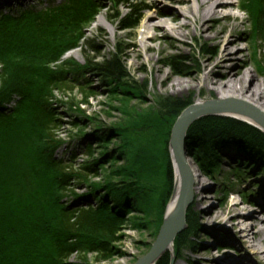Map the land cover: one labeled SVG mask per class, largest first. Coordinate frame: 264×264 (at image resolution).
<instances>
[{
  "label": "trees",
  "instance_id": "16d2710c",
  "mask_svg": "<svg viewBox=\"0 0 264 264\" xmlns=\"http://www.w3.org/2000/svg\"><path fill=\"white\" fill-rule=\"evenodd\" d=\"M244 4L257 35L262 31L264 0H244ZM97 9L94 0H64L46 8L37 5L15 14L0 13V264H61L74 253L107 258L112 255L109 243L124 222L118 213L124 197L126 200L134 196L141 212L153 214L159 210L152 192H157L156 186L150 190L143 185L160 171L154 159L138 156L134 145L140 137L153 143L162 141L161 137L169 134L170 119H176L189 106L182 98L168 96L157 98L154 117L149 112L140 114L132 110L126 113L127 124L113 132V137L122 143L119 154L126 164L111 172L112 177L105 182L109 188L117 186L115 180L132 188L122 187L120 193L113 189L101 192L100 185H93L90 195L95 207L63 201L74 182L98 176L96 162H86L75 170V158L71 156L68 164L65 158L57 157L61 142L52 135L59 124L52 107L57 102L55 95L62 98L79 89L85 101L92 94L85 81L79 82L87 68L74 62H60V58L77 47L83 29L93 21ZM139 20L137 10L132 8L120 24L123 29H135ZM90 43L86 42L93 47ZM118 55L119 52L91 68L120 82L126 74ZM170 65L177 72L188 70L184 59L177 56L171 58ZM73 107L76 105L70 103L68 109ZM197 125L188 129L186 140L194 142L190 148L195 152L193 161L201 164L202 169L205 166V173H211L216 152L209 149L212 139L221 135L217 128L206 132ZM229 126L224 137L235 140L237 147L253 149L250 141L254 137L261 142L252 129L238 124ZM97 136L99 143L106 138L103 134ZM263 148L258 145L256 154L264 157ZM84 155L92 156L90 146ZM111 159L112 162L114 158ZM164 176L169 187L171 166H166ZM156 264H170L169 258L163 255Z\"/></svg>",
  "mask_w": 264,
  "mask_h": 264
},
{
  "label": "rangeland",
  "instance_id": "374dc122",
  "mask_svg": "<svg viewBox=\"0 0 264 264\" xmlns=\"http://www.w3.org/2000/svg\"><path fill=\"white\" fill-rule=\"evenodd\" d=\"M63 1L18 0V2L8 5L7 10L0 11V13L15 14L22 9H31L37 5L46 8L52 4H60ZM233 1L238 8H230L229 13L238 16L240 25L238 30L232 33L233 37L231 39H240L235 51L236 48L244 49L242 53L236 54V57L240 61H246L244 68L253 72L259 80L264 82V12L261 21L262 31L254 35L252 21L248 17L249 14L245 9L247 5L244 4V0ZM94 2L99 6V9H97L93 21L82 31V37L76 47L77 55H64L60 58V62H74L80 67L87 68L84 83L89 86L92 94L85 101H83L79 89L73 90L72 94L68 93L62 98L56 94L55 99L57 102H53L54 105L52 106L57 112L56 118L59 121L58 127L54 129L52 134L56 141L61 142V146L56 151L57 157H64L68 164L71 163V156L75 158L76 165L74 167L77 168L75 170H78L86 162L91 165L96 162L95 170L98 172V176H86L85 182H74L64 195L63 201L68 205L69 203H81L84 208L89 205H94L93 207L97 205L95 200L91 199L93 198L92 195H90L91 187L95 184L100 185L99 191L101 192L113 189L114 192L120 193L123 188L129 190L132 188L131 186L128 188L125 182H118L117 180L114 181L117 186L109 188L110 185L105 182L112 177L111 172L122 168L126 164L123 159L124 156L119 154L122 143L118 138L113 137L116 128L127 124L128 116H126V113H130L132 110L140 114L149 112V116L154 117L156 100L163 96L182 98L183 102H186L189 106L197 103V95L201 93L204 95L211 94V97L203 98L204 102L216 101L215 93L207 88H202L199 78L213 68L209 59L214 57L219 49L218 46H215L216 41L202 35L200 29H196L194 36L187 37L183 42L178 39L164 40L161 38L162 35L158 33L159 40L148 44L155 47L152 57L159 60L158 65L162 67L165 73H169V77L164 81H161L162 78L156 80L155 72L151 71L150 64L140 57H134L138 53L143 55L145 51L138 49V53H133L130 48H123L120 40L123 43L134 42L139 44L145 37V30L141 27V23L144 22L148 14L153 12L155 7L162 10L159 12L161 16H165V12H177L179 10L186 14L189 3L182 5L174 3L173 0H94ZM193 4L195 5V3ZM153 5L154 8H152ZM132 8H135L140 16L137 28L123 29L120 21L124 16L130 14ZM230 23V21L214 20L205 22L203 25L206 27L213 24L214 31L217 32L224 24L230 25ZM174 40L177 41L180 50L169 47V43ZM86 42H91L90 44L93 47H89ZM117 52H119L118 57L124 66L125 79L115 82L104 77L98 70L91 68L110 60ZM174 56L184 59L185 65L188 67L186 72H177L172 68L170 62ZM204 64L207 66L205 69L202 68ZM214 76L219 82L224 78L219 73H215ZM174 79L189 82L191 89L180 93L177 87H172L170 84V81ZM70 103L76 105L73 110L68 109ZM176 119H170L169 134L167 137L162 136V141L153 143L145 137H140L136 139L134 145L138 156L154 159L158 171H160L156 172L157 176L155 178L150 176L151 181L147 185H143L147 189L150 188V190L156 186L157 192L153 190L152 192L156 197L155 202L159 205V212L156 211L153 214L141 212L137 208L134 196H129L126 200L124 197V201L118 207V213L124 222L109 243L112 255L102 259V256L97 257L94 254H72L65 261V264H137L140 259L148 254L157 238L163 221L165 206L172 193L174 173L170 156V137ZM197 123L198 125L201 123L199 126L205 128L206 132L212 128H217L221 136L218 139H212L214 142H212V147L209 149V151L216 152L212 159L211 173H205L203 169L206 167L203 166L202 169L201 164L197 165L193 161V156H189L203 179L202 183L207 185L209 190L206 194L207 202L200 204L196 209L195 201L201 195L192 196V200L184 212V228L175 235L172 250H164L158 257V259L163 255L168 257L171 264H192L193 262L196 264H213L211 262L207 263L209 260L206 259L211 257V253L213 259L222 258L221 247L227 248V251H229L227 252L228 257L231 255L229 254L231 252L229 248L233 247L241 251L242 248L245 250L248 247L246 244L243 245L239 242L228 244L226 233H228V236L236 235L239 237V235L232 228L233 224L224 222V218L219 216V218L215 219L214 217L205 223L201 221V218L223 212L224 208L229 206L232 201L242 202L244 212L256 214L258 219L256 230L262 232L261 238L264 243V208L260 207L261 202L264 204V157L256 154L258 153V145L264 147V133L261 132L262 130L256 129L255 126L247 125L236 119L213 117L212 114L201 115L198 117V121L191 125H197ZM233 124L252 129L261 137V142L257 139L258 137H254L250 141L255 146L253 149L237 147L238 143L236 144L235 140L230 141L229 137H224L227 136L226 132L230 130L229 125ZM198 125L197 128H199ZM189 130L186 132H189ZM97 134L99 136L103 134L104 137L106 135L104 141L97 142ZM248 139H251V137ZM226 140L227 142L230 141L228 145L221 144ZM240 143L243 144V141ZM87 146L92 149L91 157L84 155ZM185 149L188 150L186 143ZM262 151H264V148ZM112 157L114 160L111 162ZM167 165L171 166V184L169 187L166 186L164 176ZM158 191L160 192L158 193ZM209 207L213 211L207 212ZM219 222H223V224L218 227L214 225ZM195 227L198 228L194 229ZM203 227L206 228L203 229ZM212 233H214L213 238L211 237ZM215 233L222 240L226 239V241L224 240L225 246L213 245L216 240L222 242L220 239L215 238ZM252 244L255 245V243ZM255 249V251H259V245L256 244ZM249 256L253 258L251 251ZM158 259L155 260L154 264ZM255 259L252 264H264V254L256 259L258 263L255 262Z\"/></svg>",
  "mask_w": 264,
  "mask_h": 264
},
{
  "label": "bare ground",
  "instance_id": "6f19581e",
  "mask_svg": "<svg viewBox=\"0 0 264 264\" xmlns=\"http://www.w3.org/2000/svg\"><path fill=\"white\" fill-rule=\"evenodd\" d=\"M14 2H18V0H0V11L2 12L3 10H7V8L9 7L8 5L13 4ZM173 2L182 5L189 3L186 14L179 10L177 12L168 11L165 12V16H161V13L159 12H161L162 10L157 9V7L154 8L153 5V12L151 14H148L144 19V22L141 23V27L145 30L144 39L141 40L139 44H136L134 42L123 43L122 40H120L122 43V47L130 48L133 53H138V49H140V51L144 50L145 52L143 55L141 53H138V55H135L134 57H140L144 61L149 63L151 71L155 72V79L158 80L159 78H162L161 81H164L169 77V73H165L162 67L158 65L159 60L152 57L153 53L155 52V47L153 45H149L148 43L157 42L159 40L158 33L162 35L161 38H163L164 40L168 39L171 41V39H178L179 41L183 42V40H185L187 37L194 36L196 29H200L202 35H205L208 39L215 40V46L219 47L217 54L209 59L210 65H213V68L199 78V83L202 85H200L202 88H207L209 91L215 93V102H220L226 105V108H222L223 110L213 111V117L236 119L247 125L255 126L256 129L262 130L261 132L264 133V126H262L257 120L258 116L264 119V82L259 80L253 72L249 71L247 68H244L246 66V61H240L237 59L236 54L242 53L244 49L236 48L235 51V47H237V43L240 39H231L233 37L232 33L238 30L240 20L238 16H233L232 14H230L229 9L238 8L237 4L233 0H173ZM193 3H195V5ZM214 20L221 22L230 21L231 23L230 25L224 24L217 32L214 31L213 24H209L206 27L203 25L205 22H212ZM169 44V47L171 49L180 50V47L177 44L176 40L170 42ZM64 55H77L76 48H72L66 51L62 56ZM206 67V64L202 65V68L205 69ZM215 73H219L221 77H224L223 80L219 82V80L215 79ZM84 75L80 77L79 82L84 81ZM170 84L172 87H177L180 93H184L188 89H191L190 83L183 80L174 79L170 81ZM205 97H211V94H198V101L195 106L200 107L204 106L207 103H210L203 101V98ZM200 111L201 110L199 109L195 113L199 114ZM197 121L198 118L192 121L190 125ZM189 126L183 132L182 157L185 160L184 162L190 176L189 185L191 196L201 195L200 198L195 201L196 209L200 204L207 202L206 194L209 188L207 187V185L202 183L203 179L200 177L201 175L199 174L198 169L195 167L191 159H189V156H193V154L195 153L192 149H190L194 147V142L190 140H188L187 142V140H185L187 137L186 131L190 128ZM185 143L189 151L185 149ZM224 145H228V142H225ZM170 156L171 162L173 164L172 166L174 174L172 193L170 195L169 201L165 206V218H167L168 220H172L174 217L180 197L181 186L183 184L182 178L178 173L179 171L177 170L176 163L172 159V148L170 149ZM260 207L264 208V204L262 202L260 203ZM254 210L256 209L254 208ZM208 211L213 210H211V207H209L207 208V212ZM244 211L245 209H243L242 202L232 201L229 206L224 208V213L213 212L214 214H212L211 216L207 218H201V221L203 223L212 220L214 217L215 219H217L219 218V216L221 218H224V222H231L233 224L232 228L237 232L236 234H238L239 237H237L236 235L228 236V233H226L228 244L239 242L243 243V245L246 244L248 246L247 248H245L246 251L243 250V248L241 251L239 249H234L233 247L229 248L231 250V252L229 253L231 255H229V257L227 256V252H229L227 251V248L221 247L222 258L213 259L212 253H209L211 257L206 259L209 260L207 261V263L252 264L255 258L259 259V257L264 254V243L263 239L261 238L262 232L256 230L258 220L256 218V214L251 212L247 213ZM221 224H223V222H219L214 225L218 227ZM204 228L206 227H203V229ZM213 234L214 233H212L211 235L212 238L214 237ZM215 235V238L220 239L222 242L216 240L213 245L225 246L224 242L226 241V239H224V241L219 237L217 233H215ZM248 239L250 242L248 241ZM252 243H255V245H253ZM256 244L259 245V248L261 250L259 249V251H255ZM172 246L173 241L167 246L165 250H172ZM250 251L253 253V258L249 256ZM67 259H65L61 264H65V261ZM256 259L255 262L258 263ZM154 263L155 260L147 264ZM192 264L196 263L193 262Z\"/></svg>",
  "mask_w": 264,
  "mask_h": 264
},
{
  "label": "water",
  "instance_id": "95a60500",
  "mask_svg": "<svg viewBox=\"0 0 264 264\" xmlns=\"http://www.w3.org/2000/svg\"><path fill=\"white\" fill-rule=\"evenodd\" d=\"M225 106L226 105L220 102H211L200 107H196L195 105L189 106L186 110L182 111L181 115H179L176 122L174 123L170 137V146L173 152L172 159L175 161L177 170L179 171L178 173L183 181L178 205L172 220L165 218L164 211L163 221L155 242L152 244L148 254L140 259L137 264H147L151 261L157 260L160 254L167 248V246L172 243L175 235L180 232L182 228H184V212L192 200L189 185L190 176L184 162L185 160L182 157V138L184 130L190 125L192 121L201 115L212 114V112L215 110H223L222 108H226ZM199 109L201 110V114H196L195 112H197ZM257 120L262 126H264V119L262 117L258 116Z\"/></svg>",
  "mask_w": 264,
  "mask_h": 264
}]
</instances>
